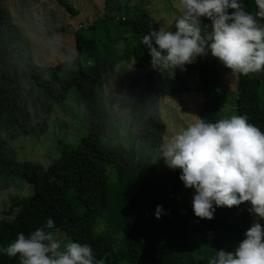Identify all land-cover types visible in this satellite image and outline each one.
Here are the masks:
<instances>
[{"label": "trees", "instance_id": "obj_1", "mask_svg": "<svg viewBox=\"0 0 264 264\" xmlns=\"http://www.w3.org/2000/svg\"><path fill=\"white\" fill-rule=\"evenodd\" d=\"M57 1L64 10L77 14L65 0ZM102 1L103 16L86 26V34L83 29L73 34L76 56L41 67L33 61L28 38L0 0V193L10 189L17 177L30 188L28 196H8L4 215L12 216L9 222L0 220V249L19 233L28 236L52 218L55 227L50 231L60 230L70 242L90 245L101 264H208L217 251H234L252 224L264 227V220L250 212L249 203L216 207L211 220L195 216V189L186 188L179 179L181 170L170 169L161 158L160 99L199 92L198 117L216 122L218 89L224 76L234 75L235 115L247 116L249 123L264 131V105L259 96L264 72L234 74L210 52L185 65L183 75L154 69L149 50L142 44L143 36L152 30L146 0ZM245 5L252 14L258 11L252 9L254 0H245ZM118 13L124 17L114 21ZM110 25L129 32L121 38L122 50L108 33ZM99 33L107 37L105 43L95 39ZM130 60L125 91L127 99L137 104L128 108L124 138L128 146L124 147L118 141L108 100L102 105L97 97L103 76L119 62ZM70 89L76 91L90 122L88 130L73 143L56 141L55 156L46 166L17 161L9 143L24 136L41 138L52 108L64 101ZM158 205L162 206L159 219ZM219 218L226 228L220 226ZM0 264H20V258L0 251Z\"/></svg>", "mask_w": 264, "mask_h": 264}, {"label": "clouds", "instance_id": "obj_2", "mask_svg": "<svg viewBox=\"0 0 264 264\" xmlns=\"http://www.w3.org/2000/svg\"><path fill=\"white\" fill-rule=\"evenodd\" d=\"M258 11L246 10L244 0H179L182 14L175 31L160 27L142 38L154 69H184L210 52L234 74L264 72V0ZM210 24L204 23V20ZM210 29V31H209ZM155 45V46H154ZM161 158L179 179L195 189V216L213 219L216 207L250 204V212L264 220V131L245 115L206 122L197 117L162 145ZM215 205V207H214ZM162 206H157L160 218ZM54 220L0 249L20 264H101L88 244L61 243L50 231ZM208 264H264V227L254 222L234 251L219 250Z\"/></svg>", "mask_w": 264, "mask_h": 264}, {"label": "rangeland", "instance_id": "obj_3", "mask_svg": "<svg viewBox=\"0 0 264 264\" xmlns=\"http://www.w3.org/2000/svg\"><path fill=\"white\" fill-rule=\"evenodd\" d=\"M65 1L73 10L77 11V14H71L64 10L57 0H2L1 5L9 11L12 22L28 38L33 61L38 66L49 67L64 60L73 59L76 56L73 46L74 32L83 29L82 32L86 34V26L104 14L102 0ZM178 5L179 0H146L144 6L150 18L151 29L159 30L160 27H163L166 30L175 31V21L182 14ZM127 6L132 7L134 4ZM252 9L257 8L252 5ZM127 14L130 17V14ZM114 16V21H116L117 19L121 20L124 14L118 13ZM108 33L116 38L117 49L122 50L125 43L121 38L129 36V32L123 27L110 25ZM99 34L95 39L105 43L107 37L104 34ZM131 64V60L121 61L113 70L106 73L102 78L101 94L97 97L102 105L107 104L105 98L108 100L116 120L118 141L124 147L128 146L124 139L128 128V108L137 104L127 99L125 91L126 75ZM165 70L171 74L183 75V70L180 68ZM218 96V119L235 115L234 75L224 76L222 86L218 89ZM259 96L261 105H264V86L261 88ZM201 101V94L196 91L165 96L160 99L159 116L164 125L161 147L167 139L198 117ZM89 127L90 122L79 97L74 89H70L64 101L52 108L47 131L41 138L33 140L28 136L18 137L12 140L9 145L15 151L17 161H29L46 166L55 156L54 144L56 141L73 143L78 137L85 134ZM137 132L140 130L137 129ZM143 133L146 131L144 130ZM1 137L2 134H0ZM12 182L13 186L10 189L0 193V220L7 222L12 216L4 215L8 210V196L13 194L30 195L29 185L21 177L14 178ZM219 223L222 228L227 227L223 218H219ZM54 234L62 248L70 242L60 230H56Z\"/></svg>", "mask_w": 264, "mask_h": 264}]
</instances>
